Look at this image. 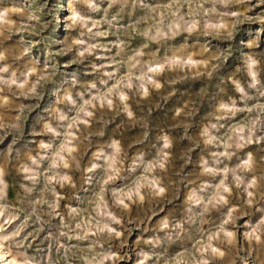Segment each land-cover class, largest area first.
<instances>
[{"label": "clouds", "instance_id": "9594fccd", "mask_svg": "<svg viewBox=\"0 0 264 264\" xmlns=\"http://www.w3.org/2000/svg\"><path fill=\"white\" fill-rule=\"evenodd\" d=\"M0 264H264V0H0Z\"/></svg>", "mask_w": 264, "mask_h": 264}]
</instances>
